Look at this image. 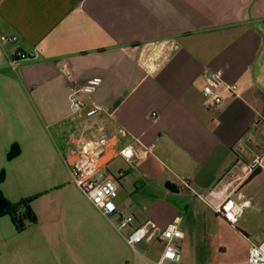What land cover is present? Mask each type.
<instances>
[{
	"label": "crops",
	"instance_id": "obj_1",
	"mask_svg": "<svg viewBox=\"0 0 264 264\" xmlns=\"http://www.w3.org/2000/svg\"><path fill=\"white\" fill-rule=\"evenodd\" d=\"M1 34L18 41L0 40V189L13 203L33 198L38 220L18 231L0 217V264H153L171 224L182 260L168 264L194 259L193 233L177 210L160 208L151 220L121 195L140 169L192 206L231 201L242 213L256 204L253 223L235 227L223 216L230 231L246 234L236 263L248 264L252 243L264 241V0H0ZM17 50L36 58H15ZM219 70L236 89L221 86L223 102L210 110L204 87ZM94 77L103 80L97 91L80 92ZM74 92L89 102L77 115ZM93 103L108 113L92 114ZM74 131L109 139L112 159L101 173L117 179L126 230L74 182ZM14 144L20 154L9 160ZM127 147L131 160L120 155ZM256 160L251 177L246 167ZM147 221L156 236L133 256L127 233Z\"/></svg>",
	"mask_w": 264,
	"mask_h": 264
},
{
	"label": "built area",
	"instance_id": "obj_2",
	"mask_svg": "<svg viewBox=\"0 0 264 264\" xmlns=\"http://www.w3.org/2000/svg\"><path fill=\"white\" fill-rule=\"evenodd\" d=\"M1 42L15 44L18 41L16 35L1 34ZM15 58L23 60H32L36 58L34 52H23L17 50ZM14 58V59H15ZM14 62V60H13ZM102 78L94 77L79 88L80 92L86 95L94 94L102 84ZM224 85L227 91H234L235 85H227L223 80V72L221 70L211 73L207 77V84L204 87V103L210 110H217L223 102V97L218 89ZM94 108L92 114L103 112L108 113L103 105L93 103ZM89 105L86 99L79 95V92H74L71 95L72 114L77 115L85 107ZM155 121L159 120V115L156 112L151 114ZM71 153L73 160L71 161V169L74 182L86 194L94 206L99 208L101 212L108 218H111L116 226L122 230H126L130 226V221L127 216L123 215L117 205L116 199L119 195V185L116 177H103L101 170L108 165L112 159L108 155L109 139L104 137L99 140L88 139L84 134L73 132L70 136ZM120 155L126 160H131L134 156V151L131 147L121 150ZM260 164L256 160L252 165L247 166V171L253 172ZM125 175L124 170L117 173V178ZM224 201H218L214 205L218 214L224 216L230 223L235 224L242 214L241 212L233 213ZM177 224H171L166 229L160 232V239L163 244V252L153 264H168L179 263L182 260L176 232ZM157 230L152 221H147L144 224L132 228L127 233L126 240L129 246L137 252V245L143 241L151 242L156 236ZM248 264H264V241L252 243L248 251Z\"/></svg>",
	"mask_w": 264,
	"mask_h": 264
},
{
	"label": "rangeland",
	"instance_id": "obj_3",
	"mask_svg": "<svg viewBox=\"0 0 264 264\" xmlns=\"http://www.w3.org/2000/svg\"><path fill=\"white\" fill-rule=\"evenodd\" d=\"M141 170H132L128 173L130 185L127 187L123 182L124 188L121 195L128 196L140 214L151 220L158 214L156 212L160 208L169 207L180 213L183 220L185 219V229H190L193 233L191 240L194 259L186 264H238L236 254L248 246L245 233L241 232V235H238L237 231H230L229 223L212 206L202 203L192 206L180 195H167L166 190L159 186L158 178L153 173L146 174ZM255 205L250 204L243 209L242 213H245L239 217L235 227L243 226L247 221L253 223V215H256L257 211ZM194 211L196 217L192 215ZM206 227L209 228L208 231L212 237H206ZM262 229L264 230V224ZM250 239L253 240L254 236L251 235ZM222 247L224 249H221ZM144 249L143 243L138 246L139 251L143 252ZM131 254L137 255L134 250H131Z\"/></svg>",
	"mask_w": 264,
	"mask_h": 264
},
{
	"label": "trees",
	"instance_id": "obj_4",
	"mask_svg": "<svg viewBox=\"0 0 264 264\" xmlns=\"http://www.w3.org/2000/svg\"><path fill=\"white\" fill-rule=\"evenodd\" d=\"M20 154V147L14 144L8 153V159L11 160ZM256 171H253L251 177L256 175ZM5 179L4 170L0 173V183ZM33 198H26L20 202L13 203L6 198L2 190L0 189V217L10 216L15 228L18 231L25 230L32 224L37 222V216L31 209L30 203Z\"/></svg>",
	"mask_w": 264,
	"mask_h": 264
},
{
	"label": "bare ground",
	"instance_id": "obj_5",
	"mask_svg": "<svg viewBox=\"0 0 264 264\" xmlns=\"http://www.w3.org/2000/svg\"><path fill=\"white\" fill-rule=\"evenodd\" d=\"M228 206L230 207L231 211L234 213V211H233V208H234L233 207V202L229 203Z\"/></svg>",
	"mask_w": 264,
	"mask_h": 264
}]
</instances>
